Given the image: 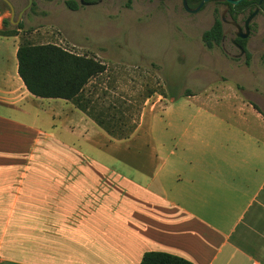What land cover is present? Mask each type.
Wrapping results in <instances>:
<instances>
[{
    "label": "crops",
    "instance_id": "0c3cea01",
    "mask_svg": "<svg viewBox=\"0 0 264 264\" xmlns=\"http://www.w3.org/2000/svg\"><path fill=\"white\" fill-rule=\"evenodd\" d=\"M18 41L0 35V120L46 127L71 151L37 184L34 263L0 264H140L148 252L264 264V114L254 104L234 89L167 97L113 139L71 102L28 92Z\"/></svg>",
    "mask_w": 264,
    "mask_h": 264
},
{
    "label": "rangeland",
    "instance_id": "374dc122",
    "mask_svg": "<svg viewBox=\"0 0 264 264\" xmlns=\"http://www.w3.org/2000/svg\"><path fill=\"white\" fill-rule=\"evenodd\" d=\"M9 1L16 21L29 1ZM79 1L33 0L20 29L8 24L0 32L18 36L19 46H58L105 66V72L86 86L83 105L107 126L117 123L128 134L141 113L161 105L164 98L177 102L181 96L231 89L264 114V13L250 25L245 54L231 43L238 26L245 32L255 6L210 0L191 14L183 0H103L90 7ZM197 6L190 4L191 9ZM0 15L11 17L1 3ZM217 21L224 42L204 38ZM70 151L56 144L46 127L11 129L0 120V260L34 263L37 184L42 185V175L50 169L61 167L54 160L57 154Z\"/></svg>",
    "mask_w": 264,
    "mask_h": 264
},
{
    "label": "trees",
    "instance_id": "16d2710c",
    "mask_svg": "<svg viewBox=\"0 0 264 264\" xmlns=\"http://www.w3.org/2000/svg\"><path fill=\"white\" fill-rule=\"evenodd\" d=\"M0 3L2 7L7 8L6 4L1 0ZM252 5H254L253 2L243 1L236 7H252ZM71 7L74 8L75 3ZM8 24L9 22L4 20L5 28ZM20 26L17 29H20ZM0 35L16 36L6 32H0ZM204 38L222 41L223 31L221 23L215 22L211 30L204 33ZM238 43L245 49V40H238ZM17 60L19 77L28 92L33 96L42 99H62L71 102L112 138L125 139L134 132L136 127L128 134H125L119 130L117 123H114L113 126H107L104 121L91 116L89 109L83 105L86 86L92 79L99 77L105 72V66L101 63L88 57L73 55L58 46L31 44H21L19 46ZM255 108L259 110L256 106ZM140 264L193 263L168 253L148 252L143 256Z\"/></svg>",
    "mask_w": 264,
    "mask_h": 264
},
{
    "label": "flooded vegetation",
    "instance_id": "af4514ba",
    "mask_svg": "<svg viewBox=\"0 0 264 264\" xmlns=\"http://www.w3.org/2000/svg\"><path fill=\"white\" fill-rule=\"evenodd\" d=\"M2 2H4L3 0H1ZM9 1V0H8ZM29 1V0H28ZM201 1L202 0H188V5H189V7H190V4H197L198 3V5L201 3ZM227 4H232V3H230L228 0H224ZM232 1H234V0H232ZM245 1H250V2H253L254 3V5H252V6H255L256 7V9H259L260 10V12H262V13H264V8H263V6H264V0H245ZM10 2V1H9ZM5 3V2H4ZM11 3V2H10ZM32 3H33V0H32ZM242 3V2H241ZM240 3V4H241ZM6 4V7H7V9L10 11V13H11V17H10V19H8L7 21L9 22V24H15L17 27L18 26H20L21 25V20H22V17H23V14L25 13V11H27V10H22L21 12H20V14L18 15V17H17V20L16 21H14V17H15V9H14V6H13V4L11 3V5L13 6V10H14V14H12V10H11V8H10V6L7 4V3H5ZM79 4L82 6V7H90V6H96V5H98L99 4V1L98 0H92V1H86V0H80L79 1ZM233 5V4H232ZM31 6H32V4H31ZM234 6V5H233ZM198 7V6H197ZM235 7V6H234ZM255 9V10H256ZM202 10V9H201ZM254 10V11H255ZM186 11V10H185ZM187 12V11H186ZM253 12H251L250 14H249V16L252 14ZM22 14V15H21ZM20 15H21V17H20ZM248 16V17H249ZM6 20V19H5ZM231 20H232V23H234V19H232L231 18ZM223 22H225V20L223 19ZM238 27H241V26H238ZM238 27H237V29H238ZM242 28V27H241ZM245 30V29H244ZM246 32V31H245ZM245 32H240V30L238 29V31H237V33L235 34V37L231 40V43H232V45H234L235 46V48H237L239 51H240V53H241V55H243V54H245V49L238 43V40H246V39H242V38H240V37H238V34H240V33H245ZM250 35V34H249ZM225 41V36L223 35V38H222V42H224Z\"/></svg>",
    "mask_w": 264,
    "mask_h": 264
},
{
    "label": "water",
    "instance_id": "95a60500",
    "mask_svg": "<svg viewBox=\"0 0 264 264\" xmlns=\"http://www.w3.org/2000/svg\"><path fill=\"white\" fill-rule=\"evenodd\" d=\"M5 3H7L11 10H12V14H14V10H13V6L11 5V3L8 1V0H3ZM99 3L102 2L103 0H98ZM210 0H202L201 3L198 5L197 8L195 9H191L188 5V0H183V7L184 9L188 12V13H191V14H196L198 12L201 11V9L205 6V4L207 2H209ZM230 3H232L234 6H237L239 5L241 2L245 1V0H228ZM262 1V0H261ZM31 4H32V0H29V4L28 6L25 8V10L29 9L31 7ZM260 13V10L259 9H256L245 21V24H244V29H245V33H240L238 34V37L242 38V39H247L249 37V34H250V25L252 23V21L258 16V14ZM22 15V14H21ZM20 15V17H21ZM238 29L240 30V32H243V28L241 27H238Z\"/></svg>",
    "mask_w": 264,
    "mask_h": 264
}]
</instances>
